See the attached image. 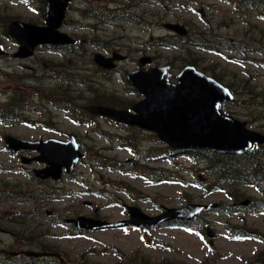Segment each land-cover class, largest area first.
Listing matches in <instances>:
<instances>
[{
    "label": "rangeland",
    "instance_id": "374dc122",
    "mask_svg": "<svg viewBox=\"0 0 264 264\" xmlns=\"http://www.w3.org/2000/svg\"><path fill=\"white\" fill-rule=\"evenodd\" d=\"M45 1L0 0V45L7 53L0 57V264H264V211H256L264 209L263 187L249 180L237 187L241 201L253 202L247 211L226 197L231 187L204 189L213 178L204 173L201 161L165 156L150 133L102 118L75 121L96 92L114 94L128 105L139 101L123 74L145 55L153 59L152 66L171 65V82L187 65L215 78L235 97L222 110L264 134V0H75L62 31L79 39L82 50L40 47L31 59H14L17 46L6 36V25L17 19L42 26ZM164 24L183 25L189 35L174 36ZM111 52L127 59L105 78L91 59ZM67 75L78 79L63 82ZM57 87L73 92L74 111L48 102ZM6 104L35 108L17 110L19 121L13 124L1 116ZM6 134L33 141L74 134L83 158L60 181H39L32 170L43 165L25 166L20 155L6 151ZM125 138L136 145L134 153L124 148ZM257 149L264 153V146ZM99 156L114 157L122 165L103 167ZM28 197L35 200L22 199ZM187 204L209 207L188 229L117 227L77 234L63 223L77 216L120 222L128 218L123 205L152 216L162 207ZM227 205H232L231 213ZM207 227L214 232L211 239Z\"/></svg>",
    "mask_w": 264,
    "mask_h": 264
},
{
    "label": "water",
    "instance_id": "95a60500",
    "mask_svg": "<svg viewBox=\"0 0 264 264\" xmlns=\"http://www.w3.org/2000/svg\"><path fill=\"white\" fill-rule=\"evenodd\" d=\"M71 0H47L44 7L45 26L38 27L19 21L8 26L7 33L19 46L16 58H27L39 45H72L75 43L67 34L59 31L62 26L68 3ZM203 15V11L200 10ZM167 29L180 36L187 30L180 24H167ZM0 54H2L0 48ZM119 54L106 58L94 55V62L101 68L111 70L115 60H122ZM150 58L139 60L140 70L127 72L126 79L143 97L129 110L101 105L86 106L93 115L104 117L127 127H137L153 133L170 151H207L220 155H239L254 148V144H264V135L246 128V124L226 115L221 110L224 102H232L230 91L214 78L197 71L193 66L184 67L175 77V83L166 80L169 66L152 67L142 70L150 63ZM13 152L21 150L36 151L39 156L23 158L24 164L33 161L44 164L34 170L41 180L59 181L62 174H71L82 158L79 143L74 135L67 141L48 139L46 141L26 142L12 137L4 138ZM249 200L241 202L247 206ZM129 219L119 223H108L93 218L78 216L64 220L78 230L98 231L118 226L141 229L157 227L172 221L188 222L203 214L207 207L189 204L181 208H166L156 216H148L135 206L124 205ZM213 237L210 229L206 230Z\"/></svg>",
    "mask_w": 264,
    "mask_h": 264
},
{
    "label": "trees",
    "instance_id": "16d2710c",
    "mask_svg": "<svg viewBox=\"0 0 264 264\" xmlns=\"http://www.w3.org/2000/svg\"><path fill=\"white\" fill-rule=\"evenodd\" d=\"M264 6V4L262 5ZM55 72H58V69L54 70ZM103 75L107 74L106 72H102ZM61 74L55 73L54 77H60ZM67 76H65L62 80H65ZM62 78V77H61ZM60 78V79H61ZM73 76L70 77V82L72 81ZM66 81V80H65ZM68 91V93H67ZM88 92L90 90L88 89ZM54 100L52 102L54 105H58V103L55 102L56 98L62 97L61 102L67 106V110L69 112L73 111V107H69L67 105V102L65 101V98L69 96V103L72 105L73 102V92L70 91L67 88H62V87H57L55 88L54 92ZM93 98H89L87 103L88 104H97V105H105V106H110L114 108H119V109H127L129 108L128 103H125L120 97H116L114 94H109V93H103V92H96L94 93ZM78 122L81 123H87V121H92L94 117H91L87 115L85 112L80 111L78 116L76 117ZM107 120L109 123H112V121ZM153 137V136H152ZM154 138V137H153ZM155 139V138H154ZM123 144L124 148L130 152L134 153V150L136 148V145L131 142L129 138L123 139ZM165 156L171 157L170 152L167 150V148L161 149ZM256 153V152H254ZM193 157H195L198 160H201L204 162V173L208 175L209 177L213 178L212 183L213 184H207L204 189L209 191L212 190L213 192L216 190V188L213 187L216 186L218 190H220L223 187H231L232 192H227L226 196L231 199L233 202H238L239 199L242 197V194L238 192L237 187L240 186L241 184L245 183L247 179L255 182V183H261V187L264 189V169L261 167L259 162H257L253 157H250L249 155H245L243 158V162L239 161L238 163H235L236 161L239 160V157H227V158H220L217 159L215 156L213 158L209 157H203L200 152H192ZM97 157L99 154H95ZM248 157L247 160L245 158ZM99 162L103 160V163L101 166L103 167H108L112 170H114L118 165H122L117 161L116 158L114 157H106L102 156L97 159ZM246 174V175H245ZM264 194V191H263ZM34 199L33 197H28V198H22L23 200L25 199ZM21 200V199H20ZM228 207V212L231 211L232 205H227ZM128 264H135L134 262H130Z\"/></svg>",
    "mask_w": 264,
    "mask_h": 264
},
{
    "label": "flooded vegetation",
    "instance_id": "af4514ba",
    "mask_svg": "<svg viewBox=\"0 0 264 264\" xmlns=\"http://www.w3.org/2000/svg\"><path fill=\"white\" fill-rule=\"evenodd\" d=\"M72 5V4H71ZM71 5L68 7V11L70 10V8H71ZM44 6V5H43ZM43 10V7L41 8V11ZM68 13V12H67ZM82 25L81 24H78L77 26H76V28L77 27H81ZM73 38H75V37H73ZM76 39V38H75ZM78 40V39H77ZM81 42V41H80ZM82 43V42H81ZM83 44V43H82ZM77 48H81L82 49V45L81 46H79V47H77V46H75L73 49H77ZM142 56H144V55H142ZM127 59V57H125V59H124V61ZM152 63H153V59H152ZM152 63H151V65H152ZM138 68V61H137V65H136V67L133 69V70H136ZM12 136V135H11ZM14 137V136H13ZM16 138V137H15ZM19 155H22V153H19ZM94 218H96V219H100L99 217H94ZM169 225H171V224H166L165 226H162L163 228H166V227H168Z\"/></svg>",
    "mask_w": 264,
    "mask_h": 264
}]
</instances>
